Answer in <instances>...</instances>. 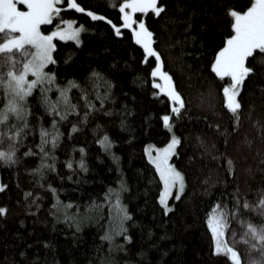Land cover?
Instances as JSON below:
<instances>
[{
  "label": "trees",
  "instance_id": "trees-1",
  "mask_svg": "<svg viewBox=\"0 0 264 264\" xmlns=\"http://www.w3.org/2000/svg\"><path fill=\"white\" fill-rule=\"evenodd\" d=\"M77 2L123 24V0ZM160 2L166 6L160 16L150 10L136 18L154 32L153 46L161 53L163 70L183 99L179 115L153 83L163 82L150 74L154 57L143 62V49L130 29L121 27L123 35L117 36L106 20L67 8V0L58 5L62 10L53 23L42 26L43 31L66 27L62 20H74L73 27L84 25L79 45L55 38L56 63L45 68L55 73L46 95L59 101L61 111L67 105L58 86L70 80L80 85L68 93L76 110L61 119L48 110L39 89L28 97L31 127L18 148V162L0 161V182L7 185L0 191V207L8 209L0 215V264H230L213 252L207 219L233 209L237 188L241 196L255 200L256 189L264 187V57H257L255 74L244 81L238 122L224 103L229 78L217 77L211 63L234 34L226 10H246L251 0ZM166 113L172 118V132L161 120ZM53 119L61 135L55 148L51 143L44 146L50 151L44 157L37 147L39 130L43 126L51 131ZM173 132L180 144L171 162L183 173L185 188L179 200L171 198L172 210L165 213L159 203L162 181L145 148L165 146ZM105 134L113 142L108 148L98 143ZM42 160L47 161L43 175L32 172L41 168ZM53 163L54 170L47 167ZM110 189L119 192L130 218L121 221L116 192ZM242 212L261 222L258 213ZM228 218V232L239 234V218ZM227 238L232 240L230 234ZM238 247L245 259L255 255L247 253L244 244Z\"/></svg>",
  "mask_w": 264,
  "mask_h": 264
},
{
  "label": "snow or ice",
  "instance_id": "snow-or-ice-1",
  "mask_svg": "<svg viewBox=\"0 0 264 264\" xmlns=\"http://www.w3.org/2000/svg\"><path fill=\"white\" fill-rule=\"evenodd\" d=\"M62 0H0V161L5 164H15L18 162L17 151L20 144L23 143V137L27 135L26 129L31 127L29 117L32 115L28 97L39 89L42 101L48 106V110L53 115H59L61 119L67 115L69 110L75 111L76 105L71 104L68 95L72 87H80L75 81H68L64 87H59L60 96L67 107L61 111L59 101H51L46 95L50 86L55 83V73L45 71L49 64L56 63L53 51L56 48L55 38L61 41L72 40L77 45L81 41L80 33L84 30V25L73 27L74 20H62L66 27L57 26L55 30H41L42 25H51L53 18L61 13ZM66 7L75 9L81 13H87L93 20H106L115 30L117 36H122L121 27L131 30L132 38L137 45L143 49V62L147 63L149 57H154L155 67H151L152 77H160L162 83L153 81L154 85L173 101L171 111L179 115L180 108L183 107L181 94L175 89L170 74L163 70V61L161 53L154 47V32L149 29L143 19H137L135 14H145L150 10L156 15L165 10V4L160 0H123L119 4V10L122 13V25L113 23L111 19L96 11L82 7L77 0H67ZM232 18L231 29L234 34L227 37L224 46L215 54L214 61L211 63V69L217 77L221 79L229 78V83L223 87L224 103L228 110L234 115L236 121H239L240 110L242 108L240 92L244 81L255 74L254 64L257 57H264V0H251L250 6L246 10H236L229 8L226 10ZM136 25V26H134ZM258 50V51H257ZM255 53V55H254ZM252 60L249 61V58ZM264 63V61H261ZM93 76L99 78V73H93ZM32 78H29V77ZM47 85V87H45ZM89 107H94L91 103ZM85 115H87L85 113ZM170 114H164L161 117L165 128L172 132ZM52 130L40 127V148L44 157L50 155L44 146L51 143L55 148L58 142L60 132L56 129L57 121L52 120ZM76 126L73 125V131ZM105 148L113 143L107 134L98 141ZM180 144V137L172 133L171 139L163 148H157L155 145H148L145 148L148 159L155 165L159 178L163 183V188L159 195V203L163 206L165 213L172 210L173 205L169 204V197L174 195L176 200L180 199V194L185 188V179L172 163L170 157L176 152ZM6 145V148H5ZM153 149L155 155H153ZM31 149L24 153L29 154ZM81 153L84 149H80ZM53 161L55 157H52ZM229 164L232 161L229 159ZM47 164L46 160L41 161V168L31 169L32 172H38L43 175L41 169ZM81 167H84V160L79 161ZM54 170V163L47 165ZM67 167L71 169L73 164L67 162ZM232 169L230 168L229 171ZM71 179V177H69ZM7 185L0 182V191H3ZM53 192L56 191L51 185H48ZM123 188V184H121ZM173 189H176L173 194ZM116 192V204L120 207L121 221L130 218L131 213L120 205L119 192L110 189V192ZM257 197L255 200H249L246 196H241L240 189H236L234 196L233 209L230 212L219 210L210 215L207 219L208 227L211 231L212 250L215 254H223L230 264H264V187L256 189ZM31 195L25 193V196ZM33 203L35 201L33 200ZM217 205V209H219ZM242 210L258 213L262 218L261 222L243 216ZM8 209L0 207V215L6 214ZM229 215L238 217L239 234L237 230L230 233ZM121 230L123 225L121 223ZM232 240L229 241L228 235ZM106 239L111 240V235H106ZM125 239L130 240V236ZM246 245L248 255L247 259L241 256L238 245ZM23 255V253H21Z\"/></svg>",
  "mask_w": 264,
  "mask_h": 264
},
{
  "label": "rangeland",
  "instance_id": "rangeland-1",
  "mask_svg": "<svg viewBox=\"0 0 264 264\" xmlns=\"http://www.w3.org/2000/svg\"><path fill=\"white\" fill-rule=\"evenodd\" d=\"M139 13V12H138ZM137 14V13H136ZM136 14H135V16H136ZM43 26V25H42ZM42 26H41V30H42ZM52 30H55V27H53L52 28ZM43 31V30H42ZM30 78V77H29ZM32 78V77H31ZM164 147V146H163ZM163 147H157V148H163ZM176 150H177V148H176ZM175 154V153H174ZM174 154L170 157V160H169V162L170 163H172L171 162V160H172V157L174 156ZM146 155H147V159H148V154L146 153ZM153 155H155V150L153 149ZM149 160V159H148ZM149 162L151 163V161L149 160ZM152 164V163H151ZM155 166V165H154ZM162 188H163V183H162ZM162 190V189H161ZM175 192H176V189H173V194H175ZM183 193V192H182ZM181 193V194H182ZM181 194H180V196H181ZM174 197V195L172 196V197H169V204H170V200H171V198H173Z\"/></svg>",
  "mask_w": 264,
  "mask_h": 264
}]
</instances>
